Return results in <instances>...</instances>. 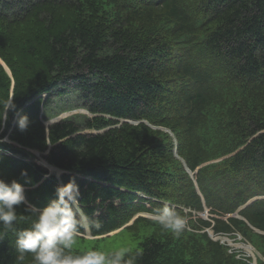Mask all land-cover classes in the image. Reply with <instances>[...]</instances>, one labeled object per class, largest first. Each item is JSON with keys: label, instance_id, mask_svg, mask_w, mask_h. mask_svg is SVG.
Listing matches in <instances>:
<instances>
[{"label": "trees", "instance_id": "trees-1", "mask_svg": "<svg viewBox=\"0 0 264 264\" xmlns=\"http://www.w3.org/2000/svg\"><path fill=\"white\" fill-rule=\"evenodd\" d=\"M0 59L11 72L0 61V100L16 105L0 178L24 183L30 203L44 207L74 179L102 223L94 236L145 203L175 204L190 229L179 237L143 216L130 224L152 226L138 264H252L208 228L240 234L264 264V198L239 210L264 196V0H0ZM77 108L90 115L46 125ZM0 232V264H20L15 234Z\"/></svg>", "mask_w": 264, "mask_h": 264}, {"label": "clouds", "instance_id": "clouds-1", "mask_svg": "<svg viewBox=\"0 0 264 264\" xmlns=\"http://www.w3.org/2000/svg\"><path fill=\"white\" fill-rule=\"evenodd\" d=\"M13 97L0 100V133L7 126L9 111L16 109ZM16 123L20 132H26L30 125L29 116L18 113ZM5 142H9V137L0 136V143ZM21 175L27 178V170H22ZM80 195L79 185L73 179L58 185L55 198L41 208L27 200L24 183L0 178V225L15 234L20 264L26 254H31L32 264H138L142 251L134 245L110 252L96 248L78 251L82 238L94 237L102 228L101 221L91 219L80 206ZM19 206H23L24 214L18 215ZM148 219L176 237L190 230L188 219L166 203ZM25 220L29 226L18 229L16 224Z\"/></svg>", "mask_w": 264, "mask_h": 264}, {"label": "rangeland", "instance_id": "rangeland-1", "mask_svg": "<svg viewBox=\"0 0 264 264\" xmlns=\"http://www.w3.org/2000/svg\"><path fill=\"white\" fill-rule=\"evenodd\" d=\"M63 101H64V99H63ZM55 105L56 104H54V106ZM76 110H78L77 113H88V111L84 108H79ZM71 114H74V113L68 112V113H64L63 115L68 116ZM51 171L58 173V170L55 168H51ZM167 205H169V204L167 203ZM145 206L147 208H149V211L143 209V210L139 211L137 214H135V217L143 216V217L148 218L150 215L155 214L158 211V209L155 207H149L148 203H145ZM171 207L173 208L172 205H171ZM185 211H188V209H186ZM198 215L204 219H208L210 213L209 212L198 213ZM134 218L130 222H132L134 220ZM150 228H152V226H148V228H147L145 225V222L142 220V221L138 222L136 225H134L133 227L131 225H128V226L123 227L120 230L113 232L109 235L99 236V237H90L88 239L82 238L80 241V245H79L78 250L84 251V250H87L89 248H96V249L101 250V251L110 252L113 249H116L119 247L129 246V245H134L136 248L140 249L141 248V242H143L150 233ZM219 236H220L221 240L224 237H227L226 235H219ZM230 240H231L230 246L235 251L239 252L240 254L248 255L247 250L251 251V247H249V245H242L244 243V241H241V239L230 237ZM225 243H228V241L225 240ZM241 245L244 248L241 247ZM253 251L255 252V250H253Z\"/></svg>", "mask_w": 264, "mask_h": 264}, {"label": "water", "instance_id": "water-1", "mask_svg": "<svg viewBox=\"0 0 264 264\" xmlns=\"http://www.w3.org/2000/svg\"><path fill=\"white\" fill-rule=\"evenodd\" d=\"M60 118H61V116L58 117V118L53 119L51 122L58 121ZM249 203H250V202H248L246 205H248ZM246 205H244L243 207H245Z\"/></svg>", "mask_w": 264, "mask_h": 264}, {"label": "bare ground", "instance_id": "bare-ground-1", "mask_svg": "<svg viewBox=\"0 0 264 264\" xmlns=\"http://www.w3.org/2000/svg\"><path fill=\"white\" fill-rule=\"evenodd\" d=\"M49 168H50V170H51V168H53V167H51V166H49ZM58 170V169H57ZM53 172V171H52ZM56 173V172H55ZM60 173V171L58 170V173L57 174H59Z\"/></svg>", "mask_w": 264, "mask_h": 264}]
</instances>
